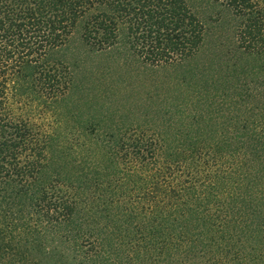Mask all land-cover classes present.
Listing matches in <instances>:
<instances>
[{
  "label": "rangeland",
  "instance_id": "374dc122",
  "mask_svg": "<svg viewBox=\"0 0 264 264\" xmlns=\"http://www.w3.org/2000/svg\"><path fill=\"white\" fill-rule=\"evenodd\" d=\"M184 1L202 26L185 57L146 60L122 22L116 38L99 47L84 39L79 21L48 52L50 64L65 75L62 92L48 98L36 88L25 90L17 110L43 135L38 183L52 196L63 192L73 213L58 227L47 226L24 201L29 190L1 188L0 264H87L82 255L97 244L104 264H215L216 258L237 264L236 251L264 253V200L255 195L264 187V43L258 49L244 44L246 18L227 0ZM256 1L264 9V0ZM31 75L27 69L20 78ZM136 143L170 146L173 154L179 149L180 158L189 153L186 166L202 181L197 200L179 190L166 195L172 191L165 180L149 187L146 180L157 179L151 177L155 160L137 162L127 152ZM231 161L238 167L229 176L239 182L233 191L248 208L231 204L229 178L209 190L208 179L196 175L208 163ZM172 164L181 174L180 163ZM205 204L224 209L212 220ZM258 207L257 216L247 215ZM227 211H237L239 219L211 227ZM169 230L179 244L160 246ZM5 241L12 248L5 250Z\"/></svg>",
  "mask_w": 264,
  "mask_h": 264
},
{
  "label": "trees",
  "instance_id": "16d2710c",
  "mask_svg": "<svg viewBox=\"0 0 264 264\" xmlns=\"http://www.w3.org/2000/svg\"><path fill=\"white\" fill-rule=\"evenodd\" d=\"M227 1L246 18V28L241 35L244 44L258 49L264 43L263 6L256 0ZM79 21L84 22V39L99 47H104L116 38L119 22L127 23V28L135 41L133 45L146 60L153 63L170 62L185 57L194 50L201 39L202 26L184 0H0V189L11 184L12 187L19 186L22 190H29L30 195L24 201L42 214V221L47 223V226L58 227L61 218L67 219L73 213V206L70 204L72 200L66 199L63 192L52 196L38 183L42 169L40 157L43 150V135L17 109L21 107L18 105H21L19 102L25 90L36 88L48 98L62 92L61 82L64 81L65 75L61 68L50 64L46 56L50 50L67 40ZM27 69L31 70V79L21 80V73ZM138 146L136 143L134 148L127 150L129 153L132 152L137 162L144 160L143 163H146L150 158L155 160L156 166L153 167L151 177L155 175L157 179L153 177L152 181L146 180L149 187L153 188L152 184L158 183V180L161 182L165 180L172 191L165 192L166 195L173 196L176 194L174 192L179 190L187 193L192 198L191 201L197 200L199 193L195 189L202 181L194 178L186 166L189 153L188 158L184 156L180 158V150L176 149L173 154L170 146L163 148L146 146L142 147L143 149ZM181 152L184 155L186 153L185 150ZM160 157H164V160ZM152 160L149 162L152 163ZM174 161L180 163L181 174H176L177 176L172 164ZM192 165L196 167L195 163ZM207 165V168L196 175L208 179L206 187L209 190L222 178L233 177L238 168L233 161L214 166H210L209 163ZM144 167L148 166L142 168ZM253 175H256L255 171ZM227 182L229 186L226 194L232 197L233 207L237 202H241L240 209L248 208L249 204L233 191V188L238 187L237 178H229ZM263 190L264 187H261L255 191L256 197L262 200ZM260 191L262 192L259 194ZM203 208L204 215L212 220L224 209L214 208L211 211L208 204ZM258 210L259 207L251 214H247L248 212L246 214L254 217L258 215ZM245 212L240 211L239 217ZM235 213L237 211H233L232 214L231 211H227V217L218 223L211 222L214 225L211 227L226 226L233 218L238 217L234 216ZM260 229L263 230L264 225ZM169 231L171 236L168 237L165 231V235L159 240L160 246L167 244L168 241L179 244L178 238H173L176 233ZM182 233L184 231L180 234ZM4 244L5 250L11 247L6 241ZM100 250L98 244L93 245L92 251L82 257L87 264H104L99 257ZM74 252L73 258L77 260L79 254L76 250ZM248 255L250 257L236 251L233 258L239 260L237 264L253 260L258 261V264H264V253L261 250L248 252ZM214 263L218 264L217 258ZM223 264L231 263L227 260Z\"/></svg>",
  "mask_w": 264,
  "mask_h": 264
}]
</instances>
